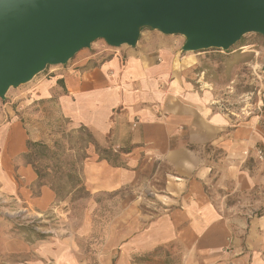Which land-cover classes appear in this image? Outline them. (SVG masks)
<instances>
[{
  "label": "crops",
  "instance_id": "obj_1",
  "mask_svg": "<svg viewBox=\"0 0 264 264\" xmlns=\"http://www.w3.org/2000/svg\"><path fill=\"white\" fill-rule=\"evenodd\" d=\"M183 42L150 28H142L134 46L98 39L36 82L39 99L120 149L115 162L94 152L84 161L91 190L133 185L166 164L161 191L171 202L143 235L147 242L180 245L177 264H264V157L256 152L264 154V113L227 108L199 71L205 54H184ZM27 140L18 121L0 124V193L43 211L58 196L24 155ZM46 244L43 258L81 264L64 245ZM136 247L117 264L142 260L151 248Z\"/></svg>",
  "mask_w": 264,
  "mask_h": 264
},
{
  "label": "rangeland",
  "instance_id": "obj_2",
  "mask_svg": "<svg viewBox=\"0 0 264 264\" xmlns=\"http://www.w3.org/2000/svg\"><path fill=\"white\" fill-rule=\"evenodd\" d=\"M172 36L184 40L182 35ZM242 43L248 44L241 46ZM182 52L205 54L199 71L227 108L240 107L243 114L263 112L262 35L247 33L225 51L210 48ZM57 66L60 65L47 66L28 82L10 87L0 98V124L16 120L27 128L29 141L49 148L45 155L42 147L34 145V154L28 160L37 165L44 183L58 196L50 208L40 211L20 197L0 193V264H55L39 255L48 242L60 243L76 252L81 264H105L102 258L110 253L114 256L108 264L122 263L118 260L120 254H134L138 243L151 248L142 260L134 256L129 264H177L180 245H153L143 236L153 220L167 213L163 209L171 202L161 191L166 164L161 163L154 175L142 176L133 185L115 191L91 190L83 180L84 161L94 152L108 155L115 162L120 149L111 147L108 138L100 141L89 127L72 125L57 115L55 103L39 99L36 82L52 74ZM205 149L212 152L208 146ZM127 235L130 236L126 239ZM16 247L23 250L16 251Z\"/></svg>",
  "mask_w": 264,
  "mask_h": 264
},
{
  "label": "water",
  "instance_id": "obj_3",
  "mask_svg": "<svg viewBox=\"0 0 264 264\" xmlns=\"http://www.w3.org/2000/svg\"><path fill=\"white\" fill-rule=\"evenodd\" d=\"M142 28L182 35L185 52L225 51L264 38V0H0V98L98 39L134 46Z\"/></svg>",
  "mask_w": 264,
  "mask_h": 264
},
{
  "label": "trees",
  "instance_id": "obj_4",
  "mask_svg": "<svg viewBox=\"0 0 264 264\" xmlns=\"http://www.w3.org/2000/svg\"><path fill=\"white\" fill-rule=\"evenodd\" d=\"M26 143H27V146H28V151H27L26 153H24V155H25L26 157H31V155L34 154V152H33L32 149H31L34 145H38V146L42 147V149L45 151V152H44L45 155H46V151L49 152V148L46 147L44 144H38V143H36V142H31V141H29V140H27ZM28 159H29V158H28ZM28 161H30V162L33 164V162H32L31 160H28ZM33 166H34V168L36 169V172H37V174H38V177L40 178V181H42V182L44 183V181H43L44 175L40 172V170L38 169V167H37V165H36L35 163L33 164ZM260 212H261V211H259V212H257V213H260Z\"/></svg>",
  "mask_w": 264,
  "mask_h": 264
},
{
  "label": "built area",
  "instance_id": "obj_5",
  "mask_svg": "<svg viewBox=\"0 0 264 264\" xmlns=\"http://www.w3.org/2000/svg\"><path fill=\"white\" fill-rule=\"evenodd\" d=\"M262 110H263V112H264V104H263V109H262ZM256 152H257V155H258L259 158H263V152H262L261 149L258 148V149L256 150Z\"/></svg>",
  "mask_w": 264,
  "mask_h": 264
}]
</instances>
